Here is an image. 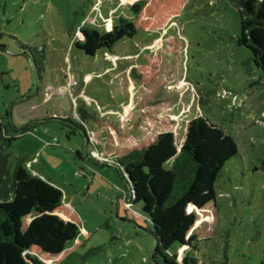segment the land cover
I'll return each mask as SVG.
<instances>
[{
  "label": "rangeland",
  "instance_id": "obj_1",
  "mask_svg": "<svg viewBox=\"0 0 264 264\" xmlns=\"http://www.w3.org/2000/svg\"><path fill=\"white\" fill-rule=\"evenodd\" d=\"M118 1L98 7L97 0H0V115L18 125L39 120L13 142L11 159L26 155L28 169L57 183L79 215V245L69 264H166L152 258L156 239L141 204H127V179L114 165L97 161L102 132L77 114L82 106L101 119L118 114L127 121L134 88L128 99L114 101L108 84L139 61L141 50L163 45L166 32L139 33L113 52L84 57L74 45L80 27L112 29L114 13L129 2L109 10ZM177 22L179 30H169L184 42L183 54L164 62L159 94L172 101L178 141L187 123L202 116L231 134L239 148L216 183V235L194 249L209 264H264L263 72L238 41L240 15L232 0H190ZM22 43L45 48L42 82ZM63 118L82 123L85 131L71 130ZM212 222L199 221L193 231L207 226L208 233Z\"/></svg>",
  "mask_w": 264,
  "mask_h": 264
},
{
  "label": "trees",
  "instance_id": "obj_2",
  "mask_svg": "<svg viewBox=\"0 0 264 264\" xmlns=\"http://www.w3.org/2000/svg\"><path fill=\"white\" fill-rule=\"evenodd\" d=\"M107 1L114 0H97L96 4L101 7ZM123 1H129L128 5L114 13L112 29L102 32L89 25L80 27L76 49L84 57L96 58L100 51L113 52L118 43L139 33L159 36L166 32L163 45L142 50L139 61L108 84V95L114 101L128 99L134 88L135 104L127 121L118 114L101 119L82 106L77 107V114L83 122L92 120L94 130L102 132L97 161L114 165L122 173L130 190L128 203H140L150 221L156 239L153 260L209 264L194 248L216 235L220 223L216 183L227 162L239 154L238 144L202 116L187 123L178 141L172 101L159 94L164 62L169 55L180 56L184 49V42L169 28L179 30L177 18L190 0H119L109 10ZM232 1L240 15L238 41L250 49L264 78V0ZM22 47V53L32 60L38 83L42 82L45 48L25 43ZM9 119L6 122L0 115V264H69L66 259L79 245V215L65 202L59 185L28 169L26 155L11 159L13 142L39 120L18 125ZM61 120L73 131H85L80 122ZM76 153L82 157L81 151ZM211 218L210 232L204 230L207 226L193 231L199 221Z\"/></svg>",
  "mask_w": 264,
  "mask_h": 264
},
{
  "label": "crops",
  "instance_id": "obj_3",
  "mask_svg": "<svg viewBox=\"0 0 264 264\" xmlns=\"http://www.w3.org/2000/svg\"><path fill=\"white\" fill-rule=\"evenodd\" d=\"M142 51V50H141ZM140 51V52H141ZM108 98H109V95L107 96ZM113 105H115V107H117V105H118V103L116 102V103H113ZM114 112V111H113ZM116 112V111H115ZM47 179V178H46ZM53 182V181H52ZM54 184H56L57 185V183H55V182H53Z\"/></svg>",
  "mask_w": 264,
  "mask_h": 264
},
{
  "label": "built area",
  "instance_id": "obj_4",
  "mask_svg": "<svg viewBox=\"0 0 264 264\" xmlns=\"http://www.w3.org/2000/svg\"><path fill=\"white\" fill-rule=\"evenodd\" d=\"M97 6L99 7L98 4H97ZM96 156H97V159L100 158V153H99V151H98V153L96 154ZM127 204L130 205V203H127Z\"/></svg>",
  "mask_w": 264,
  "mask_h": 264
}]
</instances>
